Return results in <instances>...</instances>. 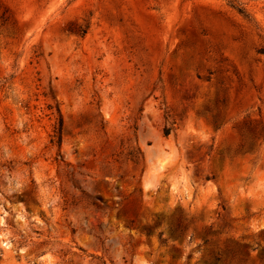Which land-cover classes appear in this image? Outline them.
I'll list each match as a JSON object with an SVG mask.
<instances>
[{
	"label": "rangeland",
	"instance_id": "374dc122",
	"mask_svg": "<svg viewBox=\"0 0 264 264\" xmlns=\"http://www.w3.org/2000/svg\"><path fill=\"white\" fill-rule=\"evenodd\" d=\"M0 264H264V0H0Z\"/></svg>",
	"mask_w": 264,
	"mask_h": 264
},
{
	"label": "trees",
	"instance_id": "16d2710c",
	"mask_svg": "<svg viewBox=\"0 0 264 264\" xmlns=\"http://www.w3.org/2000/svg\"><path fill=\"white\" fill-rule=\"evenodd\" d=\"M239 12L240 13H243L242 9H239ZM59 115H60V119H59V127L56 129V132H55V139L57 140L56 142L61 145V141H62V137H61V134H62V127H63V117L59 111ZM166 136L169 135V131H166ZM54 141V140H53ZM176 231L177 232H182V225L181 224H178L176 226ZM161 237H163V234L160 235ZM217 262H220V258H217L216 259Z\"/></svg>",
	"mask_w": 264,
	"mask_h": 264
},
{
	"label": "bare ground",
	"instance_id": "6f19581e",
	"mask_svg": "<svg viewBox=\"0 0 264 264\" xmlns=\"http://www.w3.org/2000/svg\"><path fill=\"white\" fill-rule=\"evenodd\" d=\"M162 166H163V164L160 163V162L156 163V165H155V167H156V168H159V169L162 168Z\"/></svg>",
	"mask_w": 264,
	"mask_h": 264
},
{
	"label": "water",
	"instance_id": "95a60500",
	"mask_svg": "<svg viewBox=\"0 0 264 264\" xmlns=\"http://www.w3.org/2000/svg\"><path fill=\"white\" fill-rule=\"evenodd\" d=\"M235 194H240L241 192L239 191V190H235V192H234Z\"/></svg>",
	"mask_w": 264,
	"mask_h": 264
}]
</instances>
